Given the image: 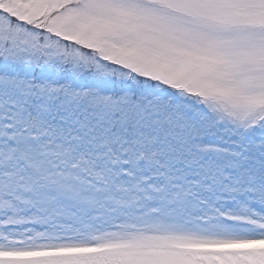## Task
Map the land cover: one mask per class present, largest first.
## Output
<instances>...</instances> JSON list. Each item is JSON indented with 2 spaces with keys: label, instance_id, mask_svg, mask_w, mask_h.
<instances>
[{
  "label": "snow or ice",
  "instance_id": "1",
  "mask_svg": "<svg viewBox=\"0 0 264 264\" xmlns=\"http://www.w3.org/2000/svg\"><path fill=\"white\" fill-rule=\"evenodd\" d=\"M0 264H264V0H0Z\"/></svg>",
  "mask_w": 264,
  "mask_h": 264
}]
</instances>
